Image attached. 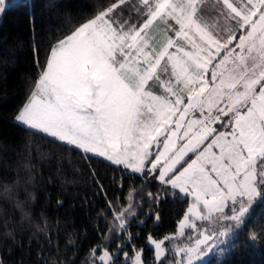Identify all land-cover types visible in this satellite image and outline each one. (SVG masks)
Listing matches in <instances>:
<instances>
[{
  "label": "snow or ice",
  "instance_id": "snow-or-ice-1",
  "mask_svg": "<svg viewBox=\"0 0 264 264\" xmlns=\"http://www.w3.org/2000/svg\"><path fill=\"white\" fill-rule=\"evenodd\" d=\"M199 2L138 0V24L109 17L115 4L100 11L51 48L46 68L38 65L45 70L16 121L86 158L143 174L159 167L162 184L210 213L237 197L250 204L256 159L264 160V0H217L223 29L197 15ZM157 21L166 25L161 38ZM189 153L195 158L169 176ZM246 211L230 218L239 223ZM99 259L113 258L105 251Z\"/></svg>",
  "mask_w": 264,
  "mask_h": 264
},
{
  "label": "trees",
  "instance_id": "trees-1",
  "mask_svg": "<svg viewBox=\"0 0 264 264\" xmlns=\"http://www.w3.org/2000/svg\"><path fill=\"white\" fill-rule=\"evenodd\" d=\"M120 0H26L0 17V264H83L107 233L114 204L145 180L104 159L26 128L15 117L46 68L51 48ZM148 184L151 193L159 184ZM188 200L162 195L113 244L142 251L172 235ZM128 235V239H125ZM264 264V185L218 263Z\"/></svg>",
  "mask_w": 264,
  "mask_h": 264
},
{
  "label": "rangeland",
  "instance_id": "rangeland-1",
  "mask_svg": "<svg viewBox=\"0 0 264 264\" xmlns=\"http://www.w3.org/2000/svg\"><path fill=\"white\" fill-rule=\"evenodd\" d=\"M2 4L3 2L0 3V6L4 8ZM132 4L138 5V0H126L125 4H120L119 1L116 3L117 7L114 8L113 12L109 13L108 16L119 22L128 20L130 23H141L144 17L132 8ZM220 6L217 0H200L197 15L203 16L205 21L210 24L217 23L218 21L217 27L223 29L226 27V23L223 18L219 16L218 8ZM169 23L174 24V21H169ZM155 24L159 27L154 35L156 38H161L166 30V25L162 24L160 21L155 22ZM168 34L174 35V33ZM205 143H207V141ZM213 151L217 154L219 153L218 149L214 148ZM96 157L112 163L104 157ZM194 158L195 155L189 153L184 161H181V163L176 166V170L169 173V176L175 175L179 170H182V167H186L185 161H190V159ZM261 165H264V160L257 157V181L255 185L257 188V196L253 198L250 204L246 197L243 198V200L237 197V201L233 204L229 200L226 202V207L222 213L216 211L210 213L203 202L201 201L198 203L194 196L182 193L179 189H172L170 185L162 184L158 179L159 167L154 175L133 172L123 165H117L131 174L140 176L145 180L146 184L138 189L131 190L126 197L124 205L114 204L110 207L109 215L106 220L108 230L103 242L87 256L83 264H102L99 258L105 251L113 258L109 260L108 264H134L137 256H139V264H144L141 250L132 248L131 252L123 251L122 246L124 245V241L118 244H113V241L115 238L121 237L128 226L133 221L137 220L141 214L147 216L151 214L152 205L157 204L162 195L173 196L174 194H178L181 198H186L188 200V206L174 234L161 240L148 239L147 244L154 251L153 264H206L208 262H220L230 245V241L237 236L243 219L249 214L253 204L259 197V188L264 185L260 183L259 178V173L262 170ZM147 167H150V164H147ZM212 176L215 178L214 173H212ZM154 181L157 182L159 186L155 193H151L147 188V183L153 184ZM241 207L247 208V211L240 217L239 223H237L230 217L237 214ZM223 216L224 218L222 219ZM117 217H120V219ZM121 219L124 221L123 228L120 226ZM221 232L225 234L221 236ZM205 236L208 237V240L202 244L199 243L204 240ZM124 237V240L128 239V235ZM157 243L160 244L159 249L156 248Z\"/></svg>",
  "mask_w": 264,
  "mask_h": 264
},
{
  "label": "crops",
  "instance_id": "crops-1",
  "mask_svg": "<svg viewBox=\"0 0 264 264\" xmlns=\"http://www.w3.org/2000/svg\"><path fill=\"white\" fill-rule=\"evenodd\" d=\"M22 1H26V0H3V7L4 8H2L1 6V8H0V17H1V14H2V12L6 9V8H8V7H10V6H12V5H14V4H17V3H19V2H22ZM39 82V81H38ZM36 90V87H35V89H34V91ZM33 91V92H34ZM31 97V96H30ZM30 97H29V99H30ZM15 121H16V119H15ZM17 122V121H16ZM18 124H20V125H22L21 123H19V122H17ZM22 126H24V125H22ZM24 127H26V126H24ZM27 128V127H26ZM30 129V128H29ZM31 130H33V131H36V132H38V133H41V134H44V135H46V136H48L47 134H45V133H43V132H40V131H38V130H34V129H31ZM49 137V136H48ZM50 138H52V137H50ZM52 139H54V140H56L55 138H52ZM58 141V140H57ZM60 142H62V141H60ZM63 143H65V144H67L66 142H63ZM70 146H73V145H70ZM73 147H75V146H73Z\"/></svg>",
  "mask_w": 264,
  "mask_h": 264
}]
</instances>
